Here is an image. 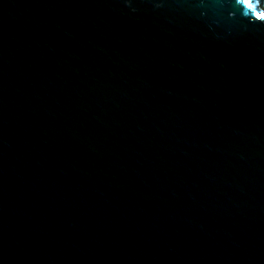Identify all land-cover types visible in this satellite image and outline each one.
Returning a JSON list of instances; mask_svg holds the SVG:
<instances>
[{
	"label": "water",
	"instance_id": "water-1",
	"mask_svg": "<svg viewBox=\"0 0 264 264\" xmlns=\"http://www.w3.org/2000/svg\"><path fill=\"white\" fill-rule=\"evenodd\" d=\"M233 5L0 0V264H264V24Z\"/></svg>",
	"mask_w": 264,
	"mask_h": 264
},
{
	"label": "clouds",
	"instance_id": "clouds-1",
	"mask_svg": "<svg viewBox=\"0 0 264 264\" xmlns=\"http://www.w3.org/2000/svg\"><path fill=\"white\" fill-rule=\"evenodd\" d=\"M233 6L249 23L264 24V3L262 0H234ZM133 11L135 10L133 9ZM230 15H234V13Z\"/></svg>",
	"mask_w": 264,
	"mask_h": 264
}]
</instances>
